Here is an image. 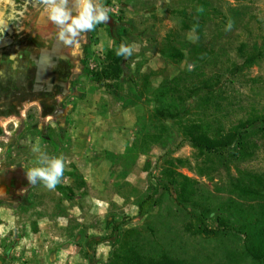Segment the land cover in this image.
Wrapping results in <instances>:
<instances>
[{
	"label": "rangeland",
	"instance_id": "rangeland-1",
	"mask_svg": "<svg viewBox=\"0 0 264 264\" xmlns=\"http://www.w3.org/2000/svg\"><path fill=\"white\" fill-rule=\"evenodd\" d=\"M89 2L93 15L106 9L108 20L76 35L67 31L69 20L56 39L68 42L65 54L81 71L77 82L110 93L111 108L131 112L139 131L134 152L151 156L139 200L153 194L158 204L133 226L125 223L113 234L103 228L83 249L66 250L72 235L56 219L66 203L39 178L35 184L27 179L30 168L47 167L46 139L37 134L43 129L39 108L5 107L0 114V264H108L128 229L137 230L130 240L141 255L166 254L185 264H254L244 252L240 211L264 206V131L249 133L245 154L236 145L208 154L191 147L183 127L218 137L241 121L264 116V0ZM64 10L72 18L80 13ZM121 45L132 55L123 57V74L107 79ZM156 107L177 117L158 118ZM15 173L24 180L14 181ZM175 174L189 179L185 208L160 185L167 176L179 180ZM242 187L257 189L259 196L249 199ZM192 213L217 232L197 231Z\"/></svg>",
	"mask_w": 264,
	"mask_h": 264
},
{
	"label": "crops",
	"instance_id": "crops-1",
	"mask_svg": "<svg viewBox=\"0 0 264 264\" xmlns=\"http://www.w3.org/2000/svg\"><path fill=\"white\" fill-rule=\"evenodd\" d=\"M67 6L81 12L84 4L83 0H0V55L16 57L21 49L38 52L54 41L58 45L56 36L64 25L50 17L53 9ZM59 47L52 50L60 52ZM33 72L37 84L48 68L37 65ZM69 72V80L58 88L62 92H53L44 108L38 101L32 104L39 108L43 129L37 134L46 139L47 161L62 158L65 164L59 185L70 199L62 197L67 206L56 217L61 229L66 227L72 235L65 249L81 250L103 228L108 233L112 227H130L138 221L137 204L144 192L140 189L148 185L145 162L151 156L134 152L139 131L131 112L116 105L111 108L110 93L77 82L78 67L71 66Z\"/></svg>",
	"mask_w": 264,
	"mask_h": 264
},
{
	"label": "trees",
	"instance_id": "trees-1",
	"mask_svg": "<svg viewBox=\"0 0 264 264\" xmlns=\"http://www.w3.org/2000/svg\"><path fill=\"white\" fill-rule=\"evenodd\" d=\"M177 53H173L176 56ZM181 57V56H180ZM115 60V65L111 69L110 74L104 75L107 79L116 78L124 73L122 66L123 57L112 58ZM253 58H250L248 62H252ZM98 76L99 74L96 73ZM154 114L161 119L168 118L174 119L176 114L161 110L159 107L154 109ZM184 138L187 140L191 147L198 150L201 153L208 154H222L233 145H236L242 154L246 151V139L249 133L257 130L264 131V116L241 121L230 132L223 136L210 137L204 132H201L196 126H184L183 127ZM176 177L167 176L161 182V186L168 192L172 190L175 196V200L181 207H186L185 204L189 199V192L187 182L189 179L175 174ZM258 183H262L259 178H256ZM62 197L70 199V196L65 192V189L61 185H57L55 189ZM241 194L255 201L259 196V191L251 187H242L240 189ZM158 201L153 194L146 195L141 201L138 202V218H144L148 215L150 210L155 208ZM241 225L240 234L244 238V252L253 261L254 264H264V206L249 205L247 209L240 211ZM192 217L198 222L197 231L201 234H215L217 230L207 228L202 220L201 215L192 213ZM218 223L224 225V219L217 217ZM120 227H112L110 234L116 233ZM137 233L135 229H128L124 231L117 252L114 254L113 259L108 264H185L181 260L174 259L166 254L159 257H149L141 255L137 252L132 245L131 238Z\"/></svg>",
	"mask_w": 264,
	"mask_h": 264
},
{
	"label": "flooded vegetation",
	"instance_id": "flooded-vegetation-1",
	"mask_svg": "<svg viewBox=\"0 0 264 264\" xmlns=\"http://www.w3.org/2000/svg\"><path fill=\"white\" fill-rule=\"evenodd\" d=\"M55 42L46 46L43 50L29 51L19 50L16 57L9 53L0 55V114L5 107L20 108L22 105L32 104L35 101L45 107V103L50 102L51 94L62 92L61 82L69 80L71 61L66 55L68 42ZM63 44H66L63 47ZM58 46L60 52L53 49ZM52 51V52H51ZM37 65L48 68L46 77L37 84L35 81L34 68ZM33 67V68H32ZM14 181L24 180L20 173H15Z\"/></svg>",
	"mask_w": 264,
	"mask_h": 264
},
{
	"label": "clouds",
	"instance_id": "clouds-1",
	"mask_svg": "<svg viewBox=\"0 0 264 264\" xmlns=\"http://www.w3.org/2000/svg\"><path fill=\"white\" fill-rule=\"evenodd\" d=\"M83 10L78 14L76 18H72L70 13L65 11L63 8L57 7L53 9L51 20L58 25H65L67 21H71L68 25L67 31L72 35L77 34V30H94L95 25L101 22H106L108 20V11L106 9L98 10L96 15H93V7L89 0H83ZM203 9H198L202 11ZM232 27V22L229 21L226 30H230ZM193 41L196 38L190 37ZM70 42V41H69ZM73 55L76 53L73 52ZM116 55L119 57H130L132 55V49L130 47H125L121 45L116 51ZM47 167H34L30 168L27 172V179L30 184H35L37 178L44 182V186L49 190H55L57 185L61 183V177L64 176L65 164L62 158L52 159L46 161ZM0 193H4L0 191Z\"/></svg>",
	"mask_w": 264,
	"mask_h": 264
}]
</instances>
